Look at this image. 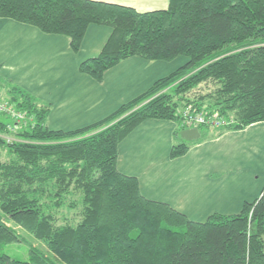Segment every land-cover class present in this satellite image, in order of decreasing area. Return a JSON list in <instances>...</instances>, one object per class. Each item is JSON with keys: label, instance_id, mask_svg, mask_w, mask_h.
Instances as JSON below:
<instances>
[{"label": "trees", "instance_id": "16d2710c", "mask_svg": "<svg viewBox=\"0 0 264 264\" xmlns=\"http://www.w3.org/2000/svg\"><path fill=\"white\" fill-rule=\"evenodd\" d=\"M0 17L69 38L80 47L89 23L111 30L80 71L100 80L130 55L185 61L104 117L49 128L50 106L12 87L0 108V212L42 241L25 259L0 250V264H264V186L236 213L194 220L144 196L117 169L118 143L146 118L175 120L190 106L243 128L264 120V0H169L139 11L105 0H0ZM2 100L0 99V102ZM201 127H209L198 124ZM189 145L175 142L170 157ZM0 214V247L24 235Z\"/></svg>", "mask_w": 264, "mask_h": 264}, {"label": "crops", "instance_id": "0c3cea01", "mask_svg": "<svg viewBox=\"0 0 264 264\" xmlns=\"http://www.w3.org/2000/svg\"><path fill=\"white\" fill-rule=\"evenodd\" d=\"M139 11L165 8L169 0H105ZM110 26L89 23L80 47L73 51L62 33L44 32L34 25L0 17V54L24 60L20 72L50 109L49 128L70 129L98 120L118 105L146 90L158 77L181 63L130 55L107 68L100 80L78 68L96 55ZM46 50L48 57L42 55ZM37 54V55H36ZM41 58L30 68L33 57ZM184 59V58H180ZM182 62V61H181ZM264 120L239 129L218 128L186 139L176 132L175 120L146 118L118 143L117 169L135 175L141 193L167 202L194 220L212 212L236 213L264 186ZM186 128V127H185ZM185 142L187 151L169 156L173 143Z\"/></svg>", "mask_w": 264, "mask_h": 264}, {"label": "rangeland", "instance_id": "374dc122", "mask_svg": "<svg viewBox=\"0 0 264 264\" xmlns=\"http://www.w3.org/2000/svg\"><path fill=\"white\" fill-rule=\"evenodd\" d=\"M46 50L49 49H42L40 53L42 55L49 56ZM37 55V54H36ZM34 60L32 61L30 68H34L37 66L41 60V58L38 59V56L33 57ZM180 58H184L183 60ZM186 57L184 55H179L176 60L178 63H183L185 61ZM182 61V62H181ZM24 60L20 58L18 61L14 62V60H11L8 56L4 54H0V99L2 100L0 104H5V99L7 98V95H9L10 89L14 86L19 87L23 91H26L30 93L31 95L38 97L37 94H35V91L30 86V82L25 80L20 72V68L23 67ZM21 116L20 118H22ZM19 118V119H20ZM263 126V125H259ZM219 126H209V127H201V132H206L209 130H214L218 128ZM179 135L181 133L179 132ZM262 159L264 160V154L262 156ZM1 214V212H0ZM1 216L7 221L8 224L15 227L16 231L19 232L21 235H24L25 239L23 241H12L4 243L0 250L9 254L10 256L25 259L28 257V248L29 245H38L41 248H44V244L42 241L32 237L30 234H28L24 229L17 226L16 223L7 215Z\"/></svg>", "mask_w": 264, "mask_h": 264}, {"label": "built area", "instance_id": "2783aa9c", "mask_svg": "<svg viewBox=\"0 0 264 264\" xmlns=\"http://www.w3.org/2000/svg\"><path fill=\"white\" fill-rule=\"evenodd\" d=\"M6 107L7 109H12L6 104H0V108ZM181 113V125L185 126H197L198 124H205L207 126H220L227 122V119L221 117L216 111L206 114L203 111H198L192 109L190 106H186L184 109H178ZM13 112V111H12ZM15 119L21 117V113L13 112Z\"/></svg>", "mask_w": 264, "mask_h": 264}, {"label": "water", "instance_id": "95a60500", "mask_svg": "<svg viewBox=\"0 0 264 264\" xmlns=\"http://www.w3.org/2000/svg\"><path fill=\"white\" fill-rule=\"evenodd\" d=\"M181 135L190 140V139H195L197 137H199L200 132L197 126H191V127H186L181 129L180 131Z\"/></svg>", "mask_w": 264, "mask_h": 264}, {"label": "bare ground", "instance_id": "6f19581e", "mask_svg": "<svg viewBox=\"0 0 264 264\" xmlns=\"http://www.w3.org/2000/svg\"><path fill=\"white\" fill-rule=\"evenodd\" d=\"M187 127H191V126H187Z\"/></svg>", "mask_w": 264, "mask_h": 264}]
</instances>
